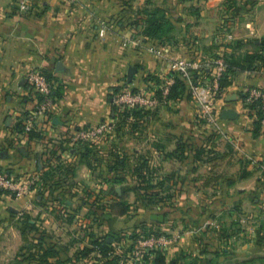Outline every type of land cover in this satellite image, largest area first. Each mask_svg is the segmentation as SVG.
<instances>
[{
	"label": "crops",
	"instance_id": "crops-1",
	"mask_svg": "<svg viewBox=\"0 0 264 264\" xmlns=\"http://www.w3.org/2000/svg\"><path fill=\"white\" fill-rule=\"evenodd\" d=\"M28 6L0 0V173L36 180L20 198L0 190V264L28 258L21 250L25 217L38 229L31 240L43 237L59 252L52 264H106L94 251L81 252L110 236L117 254H125L142 225L179 237L163 249L167 262L263 264L264 125L255 134L256 112L244 102L247 90L264 89V67L245 62L264 45V0H28ZM155 10L175 27L170 42L144 33ZM181 58L212 71L218 58L234 64L232 85L215 99L217 126L203 121L189 89L147 113L114 112L115 90L156 94L175 76L170 62ZM130 68L137 70L131 83ZM33 70L51 76L56 97L30 139L18 126L39 103L27 82ZM228 109L239 117L222 119ZM101 123L110 131L100 140L70 145L75 129ZM115 195L132 205L128 216L108 215Z\"/></svg>",
	"mask_w": 264,
	"mask_h": 264
},
{
	"label": "built area",
	"instance_id": "built-area-1",
	"mask_svg": "<svg viewBox=\"0 0 264 264\" xmlns=\"http://www.w3.org/2000/svg\"><path fill=\"white\" fill-rule=\"evenodd\" d=\"M21 10L28 11V0H18ZM66 2H74L75 0H65ZM106 29L101 28L100 34L103 36ZM151 53L158 57L163 56L162 50L151 46L148 49ZM264 58V50L261 52ZM215 66L212 71V81L206 82L202 78L196 80L193 76L195 71H200L204 67L201 63L192 59L181 58L170 62L171 72L180 76L188 85L193 98L201 107V118L209 125L217 126V117L215 114V99L219 95L220 80L226 70L225 60H215ZM202 72L200 71V75ZM28 85L34 94H40L44 97L42 102H39L36 109L30 113L24 122L26 132L35 131L38 124L39 116L47 114L54 106V99L51 97L53 86L48 82L47 78L40 72L33 70L28 75ZM175 84L173 77L169 78L167 84L162 87L161 98L155 94H149L143 91L131 90L128 88L115 95L114 105L119 113L124 111L134 112L137 110L152 111L159 106L166 105L171 87ZM245 104L247 106L256 105V111H260L264 115V89L253 87L245 92ZM264 125V119L262 120ZM110 131L108 123H101L95 126L78 128L73 131L70 137V145L73 148H81L86 144L94 143L100 140ZM252 165L259 166L256 161L251 160ZM34 179L27 182L9 178L6 174L0 173V190L13 196L20 198L24 196L27 188H31L35 184ZM178 236L169 237L167 235L143 237L136 241L132 252L127 254L124 264H135L143 257V254L155 250H163L169 244L178 240Z\"/></svg>",
	"mask_w": 264,
	"mask_h": 264
},
{
	"label": "trees",
	"instance_id": "trees-1",
	"mask_svg": "<svg viewBox=\"0 0 264 264\" xmlns=\"http://www.w3.org/2000/svg\"><path fill=\"white\" fill-rule=\"evenodd\" d=\"M150 15H151L150 20L145 28L144 33L150 39L158 40L161 44H164L166 41L170 42L171 41L170 34L175 29L170 19H168L167 15L161 10H155ZM261 46H262V49L259 55L248 56L247 59L245 60V62L248 63L251 66V68H254V65L257 63H260L264 67V58L261 55V52L264 50V45L262 44ZM212 65L214 67L215 63ZM225 65H226V70L220 80L219 94L232 85L231 76L235 75V72L233 71L234 64L232 63V61L225 60ZM207 69L208 68H203L202 70H200L202 72L201 75H200V71H195L193 73L194 78L196 80H199L200 78L204 76L205 78L209 80V82L212 81V78H213L212 69L210 70H207ZM41 73L47 78L48 82H50V84L53 86L51 76L45 72H41ZM174 79H175V84L170 89V93H169L167 101L181 99L182 96L185 93H187L189 89L186 82H184V80L180 76H176L175 74ZM121 91L122 90H119V89L115 90L114 95L120 93ZM155 95L156 97L161 98L162 88ZM34 96H35L34 98L38 102H42L44 99V97L40 94H34ZM51 97L53 99L56 97V92L54 88H53ZM250 107L254 110L256 109V105H251ZM113 109L115 113H118L123 118H128L130 115L137 116V114L147 113L146 110H137L134 112L124 111V113H119L118 109L115 106ZM255 115H256L255 116L256 121L254 123L255 134H259L263 126L262 120L264 119V115L259 110L256 111ZM24 122L22 123V126L21 124L18 126V130L20 132H25L26 134H28V136H30V139L36 138L37 136L35 134L36 131H32V132L25 131ZM249 163L250 162L248 161L247 165ZM8 177L11 178L10 176ZM209 182H212V180H209ZM115 197L116 198L113 202H111L110 204H107V209L109 210L108 215L110 216L118 215L122 217L128 216L131 212L132 205L124 201L123 198H119L118 195H115ZM149 204L153 205L152 203H149ZM3 223H4L3 220L0 219V228L2 227ZM37 230L38 229H37L36 224H31L30 219L28 217H25L24 220L22 221V227H21V235H22V239L25 245L22 247L21 250L23 251L28 250L29 256L27 259H24V260H20L19 259L20 256H19L15 264H25L27 261L28 262L35 261V262H38V264H52L48 262L49 259L59 257V252H57L54 246H51V247L45 246L43 237H40L39 239H37L36 243H35L34 238H32L31 240L30 234ZM140 230L141 231L139 233L135 232L129 236V240H131L132 243L134 242V244L132 245V247L129 248V250L125 254L118 255L113 245L114 243L109 241L110 236H106L104 238L94 240L93 248H92L93 250H88L86 252L82 251L81 255L87 256L91 254L92 251H94L96 254L100 255L101 258L106 259V264H119L121 261L126 260L127 253H130L133 251L134 245L138 239L142 237H149L151 235H155V236L163 235V234H159L157 232L149 230V228L146 225H142ZM260 261H262L264 264V258L260 259ZM55 263L59 264L60 259L57 260V262ZM135 264H177V263L175 260H173L172 262H167V259H166L165 254L163 253V250L159 249V250L144 253L143 257L140 260H138V262ZM182 264H212V263L210 261L204 263V262H200L195 259H192L189 262L186 261Z\"/></svg>",
	"mask_w": 264,
	"mask_h": 264
},
{
	"label": "water",
	"instance_id": "water-1",
	"mask_svg": "<svg viewBox=\"0 0 264 264\" xmlns=\"http://www.w3.org/2000/svg\"><path fill=\"white\" fill-rule=\"evenodd\" d=\"M136 71H137L136 68H130L129 69L128 76H127L129 83H131L133 76L136 74ZM238 117H239L238 114L232 109L225 110L222 113V119H224V120H236ZM153 220L160 222V223H163L164 216L154 215Z\"/></svg>",
	"mask_w": 264,
	"mask_h": 264
},
{
	"label": "rangeland",
	"instance_id": "rangeland-1",
	"mask_svg": "<svg viewBox=\"0 0 264 264\" xmlns=\"http://www.w3.org/2000/svg\"><path fill=\"white\" fill-rule=\"evenodd\" d=\"M134 205H136V206H138V203H135ZM142 235H143V233H142ZM143 238V237H142ZM12 241H13V239H12ZM15 246V245H14Z\"/></svg>",
	"mask_w": 264,
	"mask_h": 264
}]
</instances>
